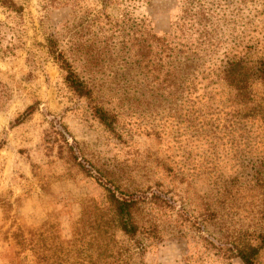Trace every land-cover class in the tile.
I'll return each mask as SVG.
<instances>
[{
  "label": "rangeland",
  "instance_id": "374dc122",
  "mask_svg": "<svg viewBox=\"0 0 264 264\" xmlns=\"http://www.w3.org/2000/svg\"><path fill=\"white\" fill-rule=\"evenodd\" d=\"M14 3L19 13L0 7V264L32 262L31 236L43 249L71 241L86 205L108 208L103 187L141 200L140 233L132 240L112 229L110 264H242L236 245L257 246L264 230V180H255L256 170L264 174L263 122L187 115L188 91L175 103L158 97L152 88L170 59L153 71L142 35L162 36L184 9L202 8L217 66L224 53L264 47V0ZM50 36L97 102L117 114L112 128L64 83L47 54ZM214 99L223 103L225 94ZM256 263L264 264V247Z\"/></svg>",
  "mask_w": 264,
  "mask_h": 264
},
{
  "label": "trees",
  "instance_id": "16d2710c",
  "mask_svg": "<svg viewBox=\"0 0 264 264\" xmlns=\"http://www.w3.org/2000/svg\"><path fill=\"white\" fill-rule=\"evenodd\" d=\"M0 7L9 12L20 11L14 0H0ZM202 16V8L196 12L194 7L186 8L171 25L170 31L162 36H156L144 28L142 50L146 57L154 53L157 65L153 67V71L162 73L164 61L170 59L163 73L164 78L162 77L157 87L152 88L153 92L158 97L166 93V97L175 103L180 101L183 91H188L187 115H243L242 119L258 118L264 125L263 45L259 46L260 43L256 42L255 46H245L247 50L254 48L253 53H224L220 64L214 66L210 54L216 47L209 39L207 26L200 20ZM46 49L53 63L64 74V83L77 96L89 101L94 117L102 125L112 128L117 121V114L109 112L97 102L93 88L76 72L70 57L60 49L53 36L46 39ZM201 81L204 82V92L199 94ZM221 93L225 94V100L223 103H216L214 97ZM32 113L33 106H30L22 117H18L17 123H22ZM255 176L256 182L261 184L264 174L256 170ZM103 190L108 208H98L91 203L86 205L74 226L71 241L58 242L53 247L43 249L35 241V236H31L28 251L32 253L34 260L28 264H110L108 260L114 259L110 247L114 235L112 229L132 240L140 233L134 213L141 200L129 193L120 191L116 195L117 191L106 187ZM155 198L163 202L170 201L167 199V192L158 191ZM262 214L264 215V205ZM85 225L90 229L87 235L83 228ZM255 238L259 242L257 246L250 242L236 245L235 256L242 264H257L258 252L264 247V230ZM45 252L50 254L47 256ZM93 252L97 253L95 259L92 258Z\"/></svg>",
  "mask_w": 264,
  "mask_h": 264
}]
</instances>
